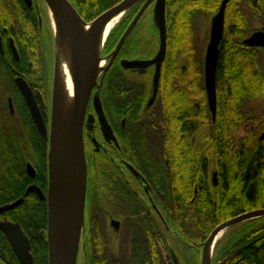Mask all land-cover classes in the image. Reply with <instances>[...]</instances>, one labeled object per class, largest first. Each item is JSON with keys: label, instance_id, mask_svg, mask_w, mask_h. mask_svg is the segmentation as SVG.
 Here are the masks:
<instances>
[{"label": "trees", "instance_id": "trees-1", "mask_svg": "<svg viewBox=\"0 0 264 264\" xmlns=\"http://www.w3.org/2000/svg\"><path fill=\"white\" fill-rule=\"evenodd\" d=\"M69 1L81 18L85 22H90L121 0ZM220 1L165 0L167 51L158 80V87L160 88L159 107H154L151 110L147 120L143 117V125L140 127L143 130L151 118L154 123L149 124V127L152 132L159 134L160 143H158L157 150L161 154H165L166 157L161 155L156 161L155 167L162 170L161 176L165 175L164 170L169 168L173 184L170 193H168L166 175L163 180L158 181L160 192L166 188V191H163L164 196L160 197V201L162 205H165L166 200H168L166 194L171 195L174 202L171 207L172 211L166 205L164 208L168 209L167 212L171 216L169 219L172 230L188 239L187 248L192 250L190 253L192 259H194V255L195 258H197V254L200 255L194 242L203 240L222 219L221 216H218V211L214 209L211 201H207L204 209L200 208V194L195 196L194 202L187 203L194 196V185H197L198 189L207 187L203 181L205 168H221L224 188L219 195V203L222 204V207H225L226 204L233 205L231 213L236 214L264 206V201H262L264 197L263 150L259 148L258 143H253L254 148L251 151L254 152L250 159H246L242 154L245 150L241 147L238 150L240 155L235 157L236 149L231 139L232 128L237 122L242 121V118L237 119V116L240 115L238 106L251 104L252 97L253 99L264 97V75L253 71L251 64L246 60L237 62L233 58L232 32L229 25L224 28L219 45L215 72L217 108L214 119L211 118L207 106L203 74V45L200 46L196 21L209 19L216 11ZM32 2V6L28 7L24 0H0V35L1 30L5 29L3 32L5 41L3 39V42H0V90L2 86L6 85L3 78L7 74L3 63H6V60L10 61L12 57L9 44L6 42L7 37L13 39L17 52L25 63L38 61L40 64V69L36 70L32 64L29 67L25 63H14L15 70L25 75L29 74L32 81L36 83L43 82L45 79L44 81L48 84L49 73L53 67L52 36L47 23L45 24L44 35L41 34V30H38L40 18L44 14L45 4L43 0H32ZM230 3L231 0L227 6L226 22L228 24L231 23ZM137 8L139 6L130 9L111 31L105 42L103 52L111 45V40L116 32H123V30L121 31L122 25L127 26L130 23ZM145 12L140 20L145 17ZM44 20H46L45 16ZM140 20L125 39L120 48V56L126 53L136 56L145 55L146 51L144 52L141 47L144 46L146 40L139 30ZM122 72V67L116 62L106 70L101 78L100 104L102 112L117 121L125 116L130 120L132 114L136 116L142 103L140 95L129 94L122 90L120 78ZM40 74L41 78H37ZM173 74L178 79L174 82L167 81L168 77ZM182 77L184 81L181 80ZM250 89L254 90L253 94L249 93ZM123 93H125L126 98H123ZM3 103L4 100L0 91V107ZM128 103L131 104L130 107L124 110ZM183 104L187 105V108H183ZM203 123L207 127H201L202 129L205 128V132L202 133L199 131L201 129H199V125ZM14 127V130H18L16 125ZM171 131L175 132L173 140L172 138L170 140V135L168 136ZM17 153V150L14 149L7 153L0 144V205L17 199L24 191L23 163L28 159L26 156L18 157ZM202 153L208 155L207 161L210 160V162L201 164L200 156ZM6 157L8 159L10 157V160ZM34 160L36 162V159ZM218 161L222 163L220 166L217 164ZM144 163L149 162L144 160ZM144 163H142L143 166H145ZM9 167L12 169V173L9 171ZM4 175L8 178V183L4 181ZM153 182H155L154 179ZM232 184L238 186L234 192H231ZM195 212L198 213L199 217L194 218ZM6 215L20 223L24 234L30 241L34 264H48V247L44 232L46 229L45 203L29 195L25 197L21 205ZM240 227L238 232L228 239L220 254L215 255L214 252L212 264H221L219 260L221 255L233 258L236 252H242V250L244 252H240L241 254L239 253L238 256L243 257L244 264H264V217L249 221ZM179 249L181 248L179 247ZM111 260L114 264H121L122 262L118 259ZM0 261L2 264H20L1 232Z\"/></svg>", "mask_w": 264, "mask_h": 264}, {"label": "flooded vegetation", "instance_id": "flooded-vegetation-1", "mask_svg": "<svg viewBox=\"0 0 264 264\" xmlns=\"http://www.w3.org/2000/svg\"><path fill=\"white\" fill-rule=\"evenodd\" d=\"M229 1L230 0L227 1L224 9V28L226 26L228 27L229 25V28L232 32L231 43L233 48V58H235L237 62L246 60L249 64H251L253 71L255 70L258 73L264 75V39L261 40L263 41L262 45H253L246 43V40L253 38L256 34H261L264 36V0H231L229 7L231 23L228 24L226 22V16L228 14L227 6ZM221 2L222 0L218 4V7L214 14L218 11ZM42 26L43 23L40 22L38 30H41ZM49 28L52 33L50 22ZM125 30L126 28L124 29V31ZM4 31L5 29L1 30L0 42H3V39L5 41V36L3 34ZM151 39L154 42V39ZM10 41L13 42V45L16 48L13 39L11 37H7L6 42L9 44L10 50ZM142 47V50L144 52L146 51L145 55L142 56H136L130 53L122 54L120 56L119 49L110 65L112 66V64H116L117 62L123 69V72L120 74L122 90H125L129 94H136L141 96L142 103L140 104L138 113L136 114V116L132 114V118L130 120H128V118L125 116L120 118L118 121H116L115 118H111L110 116L105 114L107 123L112 129L108 135H105L102 127L98 126L96 117L94 115L95 119L93 123V128L92 130H90L89 137L87 136L88 139L84 138L85 160L87 166V188L85 201L87 207L93 210L90 215V219L93 222L92 224L94 228V230L92 228V232L96 231L97 228L101 230L103 226L100 223V217H104L106 222H108L109 227L112 228V230L118 232L120 231L122 236L128 239V244L126 242L127 246L123 249H120L118 255H113L112 257H110V254L107 250V254L105 255L104 249L103 252L99 249H96L97 243H94V237L90 236L93 245L92 243H90L88 251L87 253H85V264H114L112 263L111 259H118L122 261L121 264H201L203 244L210 233L206 237H204L203 240L194 242V245L197 248L196 250L200 252V255H198L197 253L199 252H197V258H195L194 255V259H192L190 256L192 250L187 248L188 239L172 230L171 222L169 219L171 218V216H169L170 214H168L167 212L168 209L164 208L166 205L167 208L171 210V207L174 205L171 195L166 194L168 200H166L165 205H162V202L160 201V197L164 196L163 191L165 192L166 188H163V190L160 192V186L158 185V181L160 182L161 180H163L164 176L166 175V180L168 181V193H170L171 188L173 186L172 174L170 172V169L168 168L167 170H164L166 174L161 176L160 172H162V170L155 167L156 161L159 159V157L161 155L166 157V155L161 154L160 151H156V153L151 154V157L155 155L154 157H152V161H148L149 163H144V161L140 160L141 150H138L133 144L134 133L136 131L140 133V127L143 125V117L145 120H147L148 117H150L149 115L151 110L156 105V103H153V107L151 109L143 111L144 106L146 105V92L148 91V86L152 77L153 83L155 82L154 80L156 63L152 62L150 65L145 67H127L123 66L121 61L153 60L156 56L158 49L156 48V51L152 54V51H149L148 48H145V46ZM11 53V60H6V63H3L5 65V72L7 75L5 76V78H3V80H5L6 82V85L2 86L0 90L2 92L4 100V103L0 107V144L2 145V148L7 151V153H10L11 150L14 149L17 150L18 157L22 158L21 156H26L28 160L23 163L25 185L22 195H20L19 197H17V199L11 202L0 205V207L6 204H11L17 201L18 199H21V202L16 206L1 212L0 221H3L5 219L12 223H17L22 230L20 223L8 218L6 213L21 205L24 202L25 197L32 195L33 197L45 203L46 229L44 232L46 235L48 139H46L41 134V132L38 130V127L34 123L26 101L16 83V78L21 77L23 80L26 81L27 85L31 89L35 101L37 103L39 112L45 122L48 134L50 127L49 125L51 109L48 97L46 95L47 83L46 81H44L45 79L43 80V82L36 83L32 81V78L29 74L25 75L24 73L15 70L14 63L18 64L19 62H21L24 64L25 62L24 60H22V57L19 56L18 52L17 57L14 56L12 50ZM108 58L109 62L110 57ZM31 64L32 62L30 61H27L25 63V65L29 67L31 66ZM19 67L22 69L21 66ZM138 70H141L142 72H138ZM160 75L161 67L159 77ZM37 78H41V74ZM172 80L173 79H171V82H174V80ZM100 81V84L102 85V79ZM158 86L156 91L159 95L160 88ZM249 93L253 94L254 90L250 89ZM123 98H126L125 93H123ZM251 100V104H241L238 106L240 115L237 116V119L242 118V121L237 122L235 124L233 129L234 132L231 134V139L236 149L234 152L235 157L240 155V151L238 150L241 147L243 150H245L242 154L246 157V159H250L253 156L254 151H251L254 148L252 145L253 143H258L259 148L263 150L264 154V137L261 138V135L264 133V97L261 99H253L252 97ZM130 105L131 104L128 103L124 110H127ZM258 111L262 112L258 113ZM135 118L138 119L136 120ZM149 119L150 121L148 122L150 123L147 122L144 127L148 128V130H151L149 124H153L154 122L151 118ZM14 125H16V128H18V130H14ZM236 128H240V133H238L237 135L235 134V130H237ZM89 139L91 140L93 146L91 145ZM87 143L89 144L87 145ZM21 144H24V146H21ZM207 156L208 155L206 153L201 154V164L210 162V160L207 161ZM34 159H36V162ZM101 161L107 162L109 165H113V167L103 169V167L98 166L99 168L95 167L94 169H92L91 166L93 162L95 164H100ZM116 161H118V163H115ZM142 163H144L145 166H143ZM217 164L220 166L222 163L221 161H218ZM28 165L31 169H28ZM93 172H95V177L92 176L90 179V173ZM153 179L155 180V182H153ZM203 179L207 187L204 189H198L197 185H194V196L191 197L189 201H187V203L194 202V198L197 194H200V208L204 209L205 205L207 204V201H211L214 209H217L218 211V216L222 217V219H220L221 221L219 220V223L216 224L213 229L217 225L226 222L240 214L264 208V206H262L258 208L244 210L236 214H234L233 212L231 213L233 205L226 204L225 207H222V204L219 203V195L224 188V180L222 177L221 168H205ZM91 182H93L92 188H90ZM31 186H35L44 195V198H41L39 193L35 190H29L28 192H26L27 189ZM162 187L164 186L162 185ZM262 201H264V197ZM100 208H102V210ZM170 210L169 212L171 213L172 210ZM229 214L231 215L229 216ZM263 217L264 216L252 218L249 220L242 221L243 223H239L240 225H243L249 221L258 220ZM96 222L98 226L96 225ZM239 223H236L234 225H237L238 227ZM227 228H225L224 230H226ZM236 232H238V229L233 233V235ZM99 234V239H101V236L102 238L104 237L103 234ZM219 239L220 237L215 243L213 253L215 252L218 247V244L220 243ZM178 246L181 249H179ZM240 252L241 251L236 252L233 258H230L226 255H221L219 257L220 263L244 264L245 262L243 260V257L238 256ZM243 252L244 250H242L241 253Z\"/></svg>", "mask_w": 264, "mask_h": 264}, {"label": "water", "instance_id": "water-1", "mask_svg": "<svg viewBox=\"0 0 264 264\" xmlns=\"http://www.w3.org/2000/svg\"><path fill=\"white\" fill-rule=\"evenodd\" d=\"M26 5L31 7L32 0H24ZM51 2L54 7H61L62 18L66 29L69 34V38L72 44V49L74 52V61L76 68L75 77V88H74V104H73V116H72V147L74 151V157L76 160L77 167V183H76V199L70 208V211L63 220L59 219L55 209L54 198H52L53 188H54V174L51 166V155L54 149V139L56 134V119L55 117V101H56V61L54 64V86H53V97L51 101V117H50V127L49 133L47 134L45 122L39 112L37 103L33 96V93L26 81L21 77L16 78V83L22 93L26 104L29 108L30 114L34 123L38 127L41 134L48 139V151H47V171H48V187L46 194L47 202V247H48V264H76V253L73 250L72 245V229L71 224L73 219L78 213L80 207L82 208L83 225H84V206L86 199V185H87V166L84 154V144H83V124L84 118L87 110V105L90 99V95L96 82H93L91 74L89 72L86 61L80 50V43L78 38V33L76 29L75 18L79 17L83 23H98L103 20V18L112 13H122V16L128 12L131 8L141 4L138 12L134 16L133 20L130 22L129 26L126 28L124 33L121 35L118 43L110 53V60L106 64L102 74L109 68L114 57L116 56L118 50L122 46L124 40L133 29L138 19L141 17L144 10L154 2V14L156 17L158 36H159V48L156 56L153 60H123L121 61L123 66L127 67H145L150 65L152 62L156 63L155 68V84L158 85V78L160 74V67L166 55V21H165V0H121L117 4L108 8L96 18L90 22H85L78 12L75 10L74 6L69 0H43L45 7L50 12L48 2ZM228 0H222L218 11L211 17L210 30H209V40L205 48L204 60H203V74H204V88L207 98V106L212 115V119L215 117L216 113V82H215V72L219 53V44L222 38L223 28H224V9ZM50 19V15H49ZM51 23V22H50ZM52 27V23H51ZM53 30V28H52ZM54 35V33H53ZM260 41H258V40ZM264 36L261 34H256L253 38L246 40L248 44H263ZM56 42V38L54 36ZM56 45V44H55ZM10 47L15 57H17L16 48L13 42L10 41ZM103 48V47H102ZM100 77V76H99ZM98 77V79H99ZM97 100V99H95ZM98 101V100H97ZM100 103V102H99ZM98 117L102 124V129L105 135L111 132V129L105 119L102 109L97 112ZM264 137V133L261 138ZM28 169H31L28 165ZM35 190L39 193L41 198L44 195L35 187L31 186L27 189ZM21 202V199L17 201L6 204L0 207V213L8 210ZM264 216V208L256 209L250 212L240 214L226 222L217 225L208 235L207 239L203 244L201 264L205 262V252L206 247L215 235L230 227L236 223L242 222L244 220H249L252 218H257ZM0 231L4 234L6 240L11 246L15 256L17 257L20 264H34L33 257L30 253V242L27 237L23 234L20 226L17 223H12L7 220L0 221ZM213 254V253H212ZM212 255L209 259L208 264H210ZM0 264H2L0 262Z\"/></svg>", "mask_w": 264, "mask_h": 264}, {"label": "bare ground", "instance_id": "bare-ground-1", "mask_svg": "<svg viewBox=\"0 0 264 264\" xmlns=\"http://www.w3.org/2000/svg\"><path fill=\"white\" fill-rule=\"evenodd\" d=\"M48 4L50 22L52 23L53 33L56 38V119L54 120L56 121V134L54 149L51 155V166L54 174L52 198H54L57 216L63 220L68 215L76 199L78 172L72 147L71 132L76 68L74 52L62 18L61 7H54L50 1ZM123 16L121 12L108 14L98 23H83L79 17L75 18L81 54L87 63L93 82H97L98 77L106 66L105 59L102 57V47L111 31L120 23ZM71 229L73 250L76 253L83 231L81 207L72 221ZM222 235L223 230L219 231L209 241L206 247L204 264H208L214 251L215 243Z\"/></svg>", "mask_w": 264, "mask_h": 264}, {"label": "rangeland", "instance_id": "rangeland-1", "mask_svg": "<svg viewBox=\"0 0 264 264\" xmlns=\"http://www.w3.org/2000/svg\"><path fill=\"white\" fill-rule=\"evenodd\" d=\"M39 3H40V1H39ZM138 10H139V8H137L135 13H137ZM145 10H146V12L144 11L146 13L145 17H143L141 20H140L141 17L138 19V21L140 20V22H139V30L141 31L142 37L146 41H149V40L152 41L151 38L154 39V42L153 41L152 42L149 41V43L145 42V44H144L145 48H148V50L152 51L151 53L153 54L156 51V48L157 49L159 48L158 28H157L156 17H155L154 10H153V3L151 5H149L148 8L145 9ZM44 16H45L46 20H44ZM40 17H41V15H40ZM210 18L207 19V20L200 19V20L196 21V24L198 23L197 24V30H198V37L200 39V46L203 45L202 49H203V53L204 54H205L206 45H207L208 40H209ZM40 19H41V22L43 23V26L41 27V34L44 35L45 34V24L47 23V25L49 26V15H48V11H47V9H45V7H44V14H42V17ZM138 21H137V23H138ZM129 24L127 26L122 25L121 31L122 30L124 31V29L127 28L129 26ZM122 33H120V31L116 32V34L114 35L113 39L111 40V45H109V48H107L102 53V57L105 59L106 64L108 63V59H109L108 57L110 55L111 50L117 44V42H118L119 38L121 37ZM50 34L52 36V33H50ZM52 42L53 43H51V51L53 49V67H52V69H51V71L49 73L48 84L46 85V87H47L46 95H47L49 103H50V109H51V101H52V97H53L54 64H55V60H54L55 40H54L53 36H52ZM166 49H167V47H166ZM106 53H108V54H106ZM176 54H177V52L175 53V55ZM32 65L34 66V69H36V70L40 69V64L38 63V61H35V63L33 62ZM41 68L43 69L42 65H41ZM138 72H142V71L138 70ZM174 75L175 74H173L170 77H168L167 81L171 80L172 78H173L174 81H176L178 78L174 77ZM181 80L184 81V78L182 77ZM100 83H101V81H100V78H99V81L96 82V85L92 89V92H91V95H90V99H89V102H88V105H87V110H86V114H85V118H84V124H83V144H85L84 138L88 139V137H89L90 130H92V128H93V123H94L95 117H96L98 126L102 127L101 121H100V119L98 117V114H97L98 110L102 109V106L99 103L100 102V87H101ZM157 86L158 85L153 83V77H152L151 80H150L149 86H148V91L146 92V98H145L146 99V101H145L146 105L144 106V110L143 111H147V110L151 109L153 107L152 106L153 103H156L155 108L159 107V103H158L159 99H158V94H157L158 92L156 91ZM95 99H97L98 101L95 100ZM184 105L185 104H183L182 107L183 108L184 107L187 108V105H185V106ZM261 112L262 111H258V113H261ZM94 115H95V117H94ZM103 115L105 117V113L104 112H103ZM105 119H106V117H105ZM171 126L173 127L172 124H171ZM203 126L207 127V125L205 123H203V124L199 125V129L201 127H203ZM233 129H234V127L232 128V133L234 132ZM204 130H205V128L204 129L201 128L199 131L203 133V132H205ZM238 133H240V128L235 130V134L237 135ZM169 135H170V140H171V138L173 140V138L175 136V132L171 131V134L169 132L168 136ZM178 137H179V135L177 136V138ZM133 138H134V143L133 144L136 146V148L138 150H141L140 160L141 161H144V160L146 161L147 160V161L151 162L152 157L155 156L154 155V156L151 157V154H154V153H156V151H158L157 150L158 145H159L158 143H160L159 134L157 132L154 133V132H152L151 130H148V128L145 127L143 130H140V133L138 131H136L134 133ZM89 141L91 143L90 139H89ZM88 144L89 143H87V145ZM91 145L93 146L92 143H91ZM84 154H85V149H84ZM144 157H146V158H144ZM6 158L8 159V157H6ZM8 160H10V157H9ZM115 163H118V161H116ZM98 166L103 167V169L104 168L107 169V168L113 167V165H111V164L109 165L107 162H104V161H101L100 164H98V163L95 164L93 162L91 167H92V169H94L95 167L97 168ZM8 169L12 173V169H10V167ZM94 173L95 172L90 173V179H91L92 176L95 177ZM4 181L6 183H8V178H6L5 175H4ZM262 181H264V179ZM92 184H93V182L90 183V188H92ZM237 187H238L237 185H233L232 184L231 192H234ZM86 188H87V185H86ZM100 209L102 210V208H100ZM92 211H93L92 209L87 207V204H86V201H85V206H84V225H83L82 237H81L80 244H79V247H78V252H77V255H76V264H85V259H86L85 258L86 257L85 253H87L88 248L90 246V243H92V239H90V236L94 237V243H97L96 244L97 245L96 249H99L102 252H103V249L105 251L107 250L109 252V254H110V257H112L113 255H118L119 250L123 249V248H125L127 246L126 242L128 244V239H126V237H123L122 234L120 233V231L118 232V231L112 230V228L109 227L108 222H106L104 217H100V220H101L100 223L103 226L101 228V230L97 228L96 231L92 232V228H93V224L92 223L93 222L90 219V215H91ZM197 217H199V215H198L197 212H195L194 213V218H197ZM96 225H97V222H96ZM238 225H239L238 227H237V225H234V226L228 227L226 230H224L223 236L220 237V239H219L220 243L218 244V247L215 250V255L216 254L218 255V253L220 254L223 246L227 243L228 239L233 236V233L235 231H237V229L239 230L241 228L240 227L241 226L240 223ZM93 230H94V228H93ZM99 233L103 234L104 237L102 238V236H101L100 237L101 239H99V236H100ZM123 238L126 239V240H124ZM92 245H93V243H92ZM104 254H106V253L104 252ZM103 257H104V255H103ZM212 258H213V256H212ZM212 258H211L210 264H212ZM196 264H198V263H196Z\"/></svg>", "mask_w": 264, "mask_h": 264}]
</instances>
